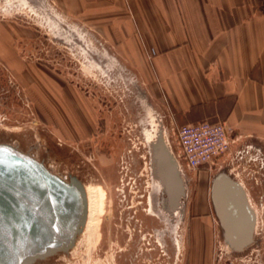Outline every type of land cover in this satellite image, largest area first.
Masks as SVG:
<instances>
[{"label":"rangeland","instance_id":"obj_1","mask_svg":"<svg viewBox=\"0 0 264 264\" xmlns=\"http://www.w3.org/2000/svg\"><path fill=\"white\" fill-rule=\"evenodd\" d=\"M63 8L53 0H0V141L97 192L77 248L41 264H189L187 228H200L206 219L196 216L211 212L221 163L182 170L183 209H164L146 132L159 118L171 135L170 116L109 35Z\"/></svg>","mask_w":264,"mask_h":264},{"label":"crops","instance_id":"obj_2","mask_svg":"<svg viewBox=\"0 0 264 264\" xmlns=\"http://www.w3.org/2000/svg\"><path fill=\"white\" fill-rule=\"evenodd\" d=\"M53 1L109 35L172 124L227 122L238 140L219 168L243 183L255 226L264 225V176L256 183L238 175V161L230 159L252 145L264 161V0ZM211 203L203 225H193L189 264H211L212 228L222 229Z\"/></svg>","mask_w":264,"mask_h":264},{"label":"water","instance_id":"obj_3","mask_svg":"<svg viewBox=\"0 0 264 264\" xmlns=\"http://www.w3.org/2000/svg\"><path fill=\"white\" fill-rule=\"evenodd\" d=\"M157 175L162 206L172 210L186 194L178 161L160 136ZM151 156V155H150ZM211 197L226 238L237 248L252 241L255 211L242 184L224 170L211 183ZM83 181L63 177L15 143L0 141V264H41L74 246L87 217Z\"/></svg>","mask_w":264,"mask_h":264},{"label":"built area","instance_id":"obj_4","mask_svg":"<svg viewBox=\"0 0 264 264\" xmlns=\"http://www.w3.org/2000/svg\"><path fill=\"white\" fill-rule=\"evenodd\" d=\"M230 130L226 121L208 119L172 124V138L169 136L177 148L175 150L171 143L172 150L182 170L211 169L218 164L220 157L229 156L238 140L230 136ZM230 159L238 161L235 167L238 175L241 173L256 183L264 176V161L258 148L245 145L235 149ZM212 264H264V225L257 224L252 241L241 248L234 246L223 231L218 232L212 250Z\"/></svg>","mask_w":264,"mask_h":264},{"label":"bare ground","instance_id":"obj_5","mask_svg":"<svg viewBox=\"0 0 264 264\" xmlns=\"http://www.w3.org/2000/svg\"><path fill=\"white\" fill-rule=\"evenodd\" d=\"M160 136L166 141V143L169 145V147L172 150V144H171V141H170L169 133L167 131V127L165 125H163L161 119L158 118V120L153 123V126L150 129H148L147 132H146V143H147V146L149 145V154L151 155L150 157H151L152 175H153V178L159 183V187H160L159 192L162 193V191L164 190V183L162 182L161 178H159V176L157 175V170L159 169L158 166H160V164H159L160 158H159V152H158V144H159ZM172 152H173V150H172ZM173 154H174V152H173ZM178 164H179V166L181 168V165H180L179 161H178ZM49 167L53 170V168L51 166H49ZM181 170H182V168H181ZM186 187H187V184H186ZM85 189H86V193H87V206H88L87 207V214H88L89 208H90L91 204H93V202L95 200V197H94L95 195L94 194L97 193V192L94 191V190H90L87 187H85ZM247 197H248L249 203H250V205L252 207V202H251V199L248 196V194H247ZM183 202H184V200L182 201V204H180L178 207L172 209L171 211H173V210L174 211L182 210L183 209L182 207H183V204H184ZM151 203H152V201H151ZM161 205H162V202H161ZM167 211H170V210H167ZM87 218H86V221L88 220ZM256 219H257V216H256ZM86 221H85L84 225H86ZM73 248H74V250H75V248H77L76 243L74 244Z\"/></svg>","mask_w":264,"mask_h":264},{"label":"flooded vegetation","instance_id":"obj_6","mask_svg":"<svg viewBox=\"0 0 264 264\" xmlns=\"http://www.w3.org/2000/svg\"><path fill=\"white\" fill-rule=\"evenodd\" d=\"M203 169H205V168H202L201 170H203ZM200 216H205V215H203V214H198L196 217H200ZM206 216H210V213H208V214H206ZM192 218V217H191ZM193 218H195V217H193ZM190 225V224H189ZM193 226L192 225H190L187 229V231H189V234H191L192 235V232H193V228H192Z\"/></svg>","mask_w":264,"mask_h":264}]
</instances>
